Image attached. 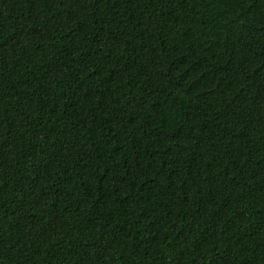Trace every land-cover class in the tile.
Masks as SVG:
<instances>
[{
	"label": "trees",
	"instance_id": "16d2710c",
	"mask_svg": "<svg viewBox=\"0 0 264 264\" xmlns=\"http://www.w3.org/2000/svg\"><path fill=\"white\" fill-rule=\"evenodd\" d=\"M0 264H264V0H0Z\"/></svg>",
	"mask_w": 264,
	"mask_h": 264
}]
</instances>
